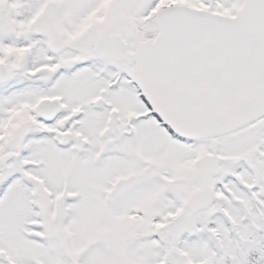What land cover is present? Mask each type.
<instances>
[{
  "label": "snow or ice",
  "instance_id": "6c2138e0",
  "mask_svg": "<svg viewBox=\"0 0 264 264\" xmlns=\"http://www.w3.org/2000/svg\"><path fill=\"white\" fill-rule=\"evenodd\" d=\"M0 264H264V0H0Z\"/></svg>",
  "mask_w": 264,
  "mask_h": 264
}]
</instances>
